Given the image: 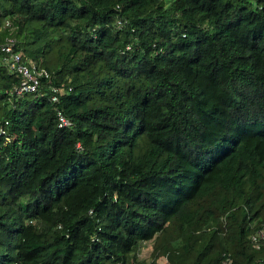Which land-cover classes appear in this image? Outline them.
<instances>
[{"label":"trees","instance_id":"1","mask_svg":"<svg viewBox=\"0 0 264 264\" xmlns=\"http://www.w3.org/2000/svg\"><path fill=\"white\" fill-rule=\"evenodd\" d=\"M0 128V264H264V0H0Z\"/></svg>","mask_w":264,"mask_h":264},{"label":"built area","instance_id":"2","mask_svg":"<svg viewBox=\"0 0 264 264\" xmlns=\"http://www.w3.org/2000/svg\"><path fill=\"white\" fill-rule=\"evenodd\" d=\"M13 39L10 38L1 47L4 51L3 60L7 64L8 68L15 72L20 77V85L17 88V93L32 92L35 91L39 85V78L41 76L47 77L48 73L44 69H36L33 65H29L22 60L19 52L13 49ZM57 89L52 88V94L50 95L51 101L57 100ZM58 126L65 127L69 125L68 119L62 114L61 110L56 111ZM0 132L3 130L0 128Z\"/></svg>","mask_w":264,"mask_h":264},{"label":"rangeland","instance_id":"3","mask_svg":"<svg viewBox=\"0 0 264 264\" xmlns=\"http://www.w3.org/2000/svg\"><path fill=\"white\" fill-rule=\"evenodd\" d=\"M150 253H151V242L146 241L143 242L139 249V258L149 260L150 259Z\"/></svg>","mask_w":264,"mask_h":264}]
</instances>
